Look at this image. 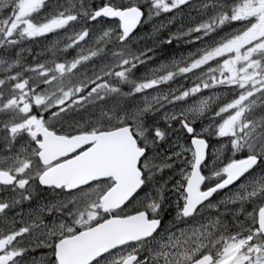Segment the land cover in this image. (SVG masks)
I'll return each mask as SVG.
<instances>
[{"label":"snow or ice","instance_id":"obj_1","mask_svg":"<svg viewBox=\"0 0 264 264\" xmlns=\"http://www.w3.org/2000/svg\"><path fill=\"white\" fill-rule=\"evenodd\" d=\"M0 264H264V0H0Z\"/></svg>","mask_w":264,"mask_h":264},{"label":"trees","instance_id":"obj_2","mask_svg":"<svg viewBox=\"0 0 264 264\" xmlns=\"http://www.w3.org/2000/svg\"><path fill=\"white\" fill-rule=\"evenodd\" d=\"M173 47H175V45H173Z\"/></svg>","mask_w":264,"mask_h":264}]
</instances>
